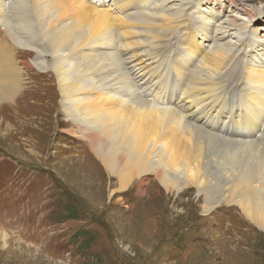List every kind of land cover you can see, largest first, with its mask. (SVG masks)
Masks as SVG:
<instances>
[{
  "label": "bare ground",
  "instance_id": "bare-ground-1",
  "mask_svg": "<svg viewBox=\"0 0 264 264\" xmlns=\"http://www.w3.org/2000/svg\"><path fill=\"white\" fill-rule=\"evenodd\" d=\"M206 1L0 0V112L27 75L49 73L62 132L87 141L108 202L135 189L127 219L178 220L176 211L148 219L158 205L141 199L157 181L175 205L195 188L202 216L235 205L245 231L264 234L262 12L241 21ZM180 28L190 30L175 51ZM24 53L27 63L15 58Z\"/></svg>",
  "mask_w": 264,
  "mask_h": 264
},
{
  "label": "rangeland",
  "instance_id": "rangeland-1",
  "mask_svg": "<svg viewBox=\"0 0 264 264\" xmlns=\"http://www.w3.org/2000/svg\"><path fill=\"white\" fill-rule=\"evenodd\" d=\"M206 4L241 14L245 18L241 21L254 20L255 11H260L255 20L264 31V0ZM186 30L190 29L175 30L177 40L171 41L175 51L189 34ZM194 38L202 40L201 45L205 42ZM30 55L15 58L27 63ZM57 93L49 73H31L21 83L14 104L0 112V264H249L251 260L250 264H264V234L245 231L248 223L235 205L202 216L195 188L180 199L189 202L175 205V194L167 197L153 181L141 200L160 207L149 208L148 219L176 211L178 220L127 219L134 213L128 205H134L135 189L115 194L108 202L110 184L105 172L97 169L87 141L62 132L68 123Z\"/></svg>",
  "mask_w": 264,
  "mask_h": 264
}]
</instances>
